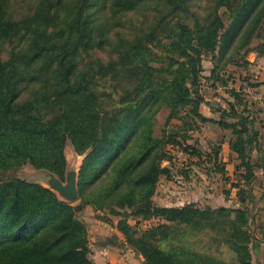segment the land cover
Instances as JSON below:
<instances>
[{
  "label": "trees",
  "instance_id": "obj_1",
  "mask_svg": "<svg viewBox=\"0 0 264 264\" xmlns=\"http://www.w3.org/2000/svg\"><path fill=\"white\" fill-rule=\"evenodd\" d=\"M93 1L101 23L88 12L92 0L69 7L67 0H39L34 13L21 18L9 13L7 0L0 2V41L23 40L0 59V169L29 162L61 174L71 140L80 154L90 150L80 183L97 167L87 185L101 188L89 196L82 190L75 207L40 183L19 177L5 181L0 264H95L81 245L86 226L78 217L90 204L161 219L141 234L126 219L118 222L126 244L145 264H254L247 206H158L152 196L159 177L171 175L162 165L171 159L168 145L201 153L186 143L187 135L177 137L197 129L195 119L232 129L238 169L245 167L249 183L255 178L251 153L259 132L240 92L227 90L237 104L230 103L215 120L203 115L204 98L195 93L205 56L213 61L207 78L228 88L223 71L229 65H239L251 51L264 53V43L251 46L263 30L264 0ZM201 1L207 4L194 9ZM136 10H142L141 21L123 20ZM95 50L108 58L95 56ZM105 80L110 91L103 90ZM165 104L171 107L167 124L181 123L156 138V115ZM237 105L245 107L239 111ZM220 149L214 150L216 161ZM203 236H209V249L216 244L219 252L224 246L234 258L227 261L198 247Z\"/></svg>",
  "mask_w": 264,
  "mask_h": 264
},
{
  "label": "rangeland",
  "instance_id": "obj_2",
  "mask_svg": "<svg viewBox=\"0 0 264 264\" xmlns=\"http://www.w3.org/2000/svg\"><path fill=\"white\" fill-rule=\"evenodd\" d=\"M1 1L5 0H0V2ZM38 1L39 0H7L9 13L15 18H21L25 15L30 16L34 13V8ZM67 2V6L69 7L71 4H75L76 0H67ZM92 4L88 12L92 14L91 18L95 22L101 23V10L98 4L93 0ZM206 4L207 1L198 2V4L194 6V9H201ZM220 13L225 22L228 23L229 14L226 8H221ZM64 14L68 15L67 11ZM118 16L119 15H116V17ZM142 16V10H136L126 14L123 20L132 19L134 23H137L142 20ZM188 23H190V21H188ZM262 28L263 30L261 29L257 36L253 38L252 47H257L259 44L264 43V22L262 23ZM21 43H23V40H21L20 37H16L6 43L0 41V59H6L9 50L14 45L21 46ZM93 54L103 57L105 60L108 58L107 53L101 50H95ZM263 56L264 53L262 54V58ZM258 59L259 56L257 53L251 51L246 55V58L243 60L240 59L239 65H229L226 70L223 71L225 77L227 79L229 78V85L227 88L222 86L221 83H214L207 78L213 68V61L211 55L205 56L203 60L204 71L202 73L201 86L198 94L195 93V97L201 95L204 98L201 109L208 113L211 111L213 113V118L210 119L215 120L220 119L222 109H230V103L237 104V100L234 99L227 90L234 88L240 92L250 115L254 118L255 128L259 132L257 145L251 153V160L255 167V178L249 183V180L246 178L247 176H245V167H240L238 169L240 160L237 158V154L232 148V139L235 137L232 129L222 128L215 122H201L199 119H195L198 128L188 131L185 130L183 133L180 132V136L178 135L177 137L182 140V135H187L188 139L186 143L191 144L201 153L199 154L196 152L195 154H189L178 146L168 145L167 151L171 159L164 160L162 165L170 167L171 175L169 177L167 175H161L159 177L152 196L153 202L158 206H183L189 203H194L200 208L247 206L250 209L251 216L250 229L253 233L252 242L260 240L257 236L264 239V234L258 231L260 223H264V88H260L264 82L261 81L260 75L257 73L258 70L253 69V66L255 64L257 65ZM244 61L248 63H244ZM257 75L259 76L257 77ZM101 85H104L103 90H111L108 81H102ZM41 93L42 92H40V94ZM26 95L27 92H25V96ZM237 107L239 111H242L245 106L237 105ZM170 109V105L165 104L156 115V122L154 125V136L156 138H162L166 132L168 133L169 129H172L173 125L181 123L180 120L173 119L171 124H167ZM228 119L230 121L234 120V118L231 117ZM210 135H212V138ZM218 148L221 149L216 161L214 150ZM89 151L90 150H87L80 154L73 142L69 140L64 150L66 164L61 174L47 168H38L29 162H25L9 168L0 169V185L14 177H19L25 181L41 183L48 187V179L51 173L57 175L66 182L67 172L71 169H75L78 171V189L80 197L70 203L76 207L81 202L82 190H84V195L89 196L94 195L97 190L101 189L87 185V179L92 174L96 173L97 167L92 168L87 173V176H84L85 181L80 183L82 166ZM78 217L86 226V233L81 245L88 251L92 259H94L93 255H95L98 247L100 248L108 243L110 245L119 243L117 232L123 237L122 239H124L121 240L124 242L119 244L120 248H130L126 244L124 234L117 227L121 219H126L137 234H141L145 229L161 221V219L157 217L150 219L135 217L130 209L122 210L118 207L111 208L110 206H105L101 209L91 204L84 206L78 212ZM261 220L263 222H261ZM187 239L190 241V238ZM195 239H197V237H192L193 241ZM210 243L209 236H203L202 243H199L198 247L207 250L209 249L208 246H211ZM162 246L165 247V243H163ZM217 249V245L213 244L211 249L207 251H211L214 255L227 261L234 258V254L230 249L224 246L220 248L219 252ZM136 255L140 257L142 263L145 264L143 256L137 253Z\"/></svg>",
  "mask_w": 264,
  "mask_h": 264
},
{
  "label": "crops",
  "instance_id": "obj_3",
  "mask_svg": "<svg viewBox=\"0 0 264 264\" xmlns=\"http://www.w3.org/2000/svg\"><path fill=\"white\" fill-rule=\"evenodd\" d=\"M257 55L259 56V59L257 61V65L255 64L253 66V69L258 70L257 77L259 76L261 78V81L264 82V56L262 58V54H260L258 51H255ZM261 57V58H260ZM261 59V60H260ZM260 88H264V84L260 86ZM201 112L204 116L208 118H213V113L210 111L204 112L201 109ZM212 138V135H210ZM223 145V144H222ZM225 146V145H223ZM259 219V218H258ZM261 222H263L261 220ZM258 231L260 233L264 234V223H260L258 227ZM90 232V229H89ZM117 238H118V244L115 243V245L105 244L102 247H98V250L95 252L94 257V263L95 264H143L142 259L138 257L132 249L128 248H120L119 244L123 237L117 232ZM258 239L255 242H252V261L254 264H264V239L257 236Z\"/></svg>",
  "mask_w": 264,
  "mask_h": 264
},
{
  "label": "water",
  "instance_id": "obj_4",
  "mask_svg": "<svg viewBox=\"0 0 264 264\" xmlns=\"http://www.w3.org/2000/svg\"><path fill=\"white\" fill-rule=\"evenodd\" d=\"M78 183V171L71 169L67 172L66 182L51 173L48 179V187H45L55 192L60 199L70 203L80 197Z\"/></svg>",
  "mask_w": 264,
  "mask_h": 264
}]
</instances>
